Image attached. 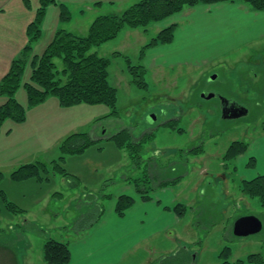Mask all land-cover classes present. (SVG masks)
Instances as JSON below:
<instances>
[{"label":"rangeland","instance_id":"1","mask_svg":"<svg viewBox=\"0 0 264 264\" xmlns=\"http://www.w3.org/2000/svg\"><path fill=\"white\" fill-rule=\"evenodd\" d=\"M139 1L54 0L45 6L41 37L31 43L13 95L24 119L8 118L0 125V264L12 254L18 264H45L43 241H67L74 233L81 237L108 203L101 194L115 196L124 178L143 176L146 165L132 170L125 150L105 140L122 130L137 140L154 135L147 138L143 159L160 181L179 178L173 192L187 209L184 224L156 233L121 264H222L225 248L231 264L251 253L264 256V207L256 198L240 201L239 188L241 180L264 175V12L250 11L242 2L213 5L210 13L204 11L208 5H198L149 26L147 33L126 28L116 39L93 47L90 53L110 60L107 80L116 89L114 117L105 105L62 107L54 96L28 105L24 84L30 82L31 62L58 30L85 36L96 17L119 15ZM40 8L41 0H0V81L12 62L24 57L27 28ZM66 11L69 21L62 20ZM174 23L173 42L148 50L140 59L142 46ZM53 62L62 69L60 59ZM138 65L146 68V88L129 81L128 66ZM202 94L216 96L204 100ZM7 100L0 95V107ZM225 101L247 114L225 118ZM90 141L83 151L68 152ZM234 141L247 143V151L240 159L222 162ZM196 150L200 153L192 154ZM61 157L60 165L72 177L56 171L44 181L11 179L22 165L40 162L50 167ZM204 168L209 170L200 174ZM7 202L23 213L14 214ZM247 216L261 222V231L234 236L232 225ZM6 245L10 250L2 248Z\"/></svg>","mask_w":264,"mask_h":264},{"label":"trees","instance_id":"2","mask_svg":"<svg viewBox=\"0 0 264 264\" xmlns=\"http://www.w3.org/2000/svg\"><path fill=\"white\" fill-rule=\"evenodd\" d=\"M237 2H242L249 6L253 12H264V0H140L119 15L108 14L96 17L90 24L85 36H78L60 29L55 33L53 40L49 43L44 53L40 57L35 56L31 62L30 82L24 84L28 96V105H38L44 102L48 96H54L62 107H72L79 104L105 105L112 110L110 116L114 117L118 114L115 107L116 89L110 86L107 80L110 60L100 57L96 53H90L93 47L101 46L116 39L119 33L126 28L130 30L138 29L147 33L149 26L158 24L179 14L185 8L218 3L235 4ZM51 3H54V0H41V8L35 21L31 22L27 28L29 44L25 47L24 57L14 60L9 72L0 81V95H5L8 99L0 107V125L8 118L13 119L15 122H21L24 119V109L13 98V95L19 87L20 78L25 67V58L30 53L31 43L37 42L41 37L39 27L44 15L45 6ZM69 19V12L66 11V16H62V20L69 21ZM175 29L176 24H172L159 30L150 41L142 46L139 58L144 59L145 54L150 49L170 44L174 39ZM54 58L61 60L62 69L57 68L53 62ZM128 69L130 70L129 81L131 84L139 88H146L147 84L144 80L146 68L138 65L135 67L128 66ZM164 125L172 127L171 122H166ZM73 137H69L65 144L67 145ZM153 137V134H147L143 135L142 139L137 140L131 133L122 130L116 135L105 139L106 141H112L118 149L125 150L129 156L132 170L136 171L142 165H146L145 170H142L143 176L139 178L126 177L122 180L123 183L133 185L136 193L145 201L151 200L150 194L155 190L176 184L179 181V178L160 181L158 177L156 178L150 173L154 169L148 168L146 160L143 159V153L145 152L144 145L148 139L151 140ZM91 143L93 142L90 141L80 147L68 149V152L71 154L79 153ZM247 149L248 144L243 141L232 142L224 153L222 162L237 159ZM199 153L200 151H197L192 154L197 155ZM61 161H64L63 157L59 158V162L53 161L50 167L40 162L22 165L11 174V179L16 182L31 179L44 181L49 180L50 174L55 176L57 174L56 171L63 178L72 177L64 171L62 165H60ZM239 188L244 197L256 198L259 204L264 207V175L257 176L251 180H242ZM56 196L59 197L60 195L56 194ZM100 196L106 199V201L113 199V195L101 194ZM133 204L134 199L132 197L127 195L118 196L115 203L116 214L119 217H123ZM7 207L14 214L23 213V210L18 209L12 203L7 202ZM186 209V206L183 204H176L173 207L174 212L179 216L183 215ZM104 210V207H101L100 214L93 223H90L86 228L87 230L99 221ZM68 230L66 227L63 228L65 233ZM74 234L75 236H80V234ZM3 247H6V250L9 249L7 245ZM228 251L229 249L225 248L220 255L223 260L222 264H231L227 261ZM41 256L45 264H69L71 260L70 241H58L51 238L43 241ZM9 260H12V264H17L14 254H12ZM235 264H264V256L260 253H251L244 259L237 260Z\"/></svg>","mask_w":264,"mask_h":264},{"label":"crops","instance_id":"3","mask_svg":"<svg viewBox=\"0 0 264 264\" xmlns=\"http://www.w3.org/2000/svg\"><path fill=\"white\" fill-rule=\"evenodd\" d=\"M220 4L223 3L208 5L204 11L210 13L212 9H216V7L211 8L213 5ZM240 7L247 8L244 5ZM247 9L246 12H248ZM250 11L252 10L250 9ZM171 19H167V21ZM174 24L177 27V23ZM239 157L241 158L242 155ZM223 165L225 166L221 163V166ZM208 170V168H204L200 174H204ZM257 176L261 175L257 174ZM173 185L152 192L150 201L143 200L132 185L126 183L121 185L113 199L107 201L99 221L89 231L87 230L81 237L79 236V239L76 236L69 240L71 254L69 264H121L127 256L136 252L141 244L156 233L163 235L184 224L185 213L179 216L173 210L176 204H181V201H178L174 195ZM120 195H127L134 199L133 206L125 212L123 217H119L115 212L116 198ZM241 196L240 201L243 202L244 196L242 194ZM174 240L176 242L179 239L174 238ZM16 259L18 264V258L16 257ZM9 261L7 258L6 263Z\"/></svg>","mask_w":264,"mask_h":264},{"label":"water","instance_id":"4","mask_svg":"<svg viewBox=\"0 0 264 264\" xmlns=\"http://www.w3.org/2000/svg\"><path fill=\"white\" fill-rule=\"evenodd\" d=\"M214 79L215 77L211 78V80ZM214 97L215 94H210V95L202 94V98H205V100H210ZM225 102L228 103L227 101ZM226 110L227 109H225L224 113L228 116L225 115V118H232V117L237 118V117L245 116L247 114V111L241 109L238 105H235V107L231 112L226 113ZM261 229H262V224L257 218L252 216H247V217L239 218L234 222L232 226V233L236 237H247L260 232Z\"/></svg>","mask_w":264,"mask_h":264},{"label":"flooded vegetation","instance_id":"5","mask_svg":"<svg viewBox=\"0 0 264 264\" xmlns=\"http://www.w3.org/2000/svg\"><path fill=\"white\" fill-rule=\"evenodd\" d=\"M205 100V98H203ZM234 104H231V103H224V109H227L226 110V113L228 112H231L233 110V108L235 107V105L233 106Z\"/></svg>","mask_w":264,"mask_h":264}]
</instances>
